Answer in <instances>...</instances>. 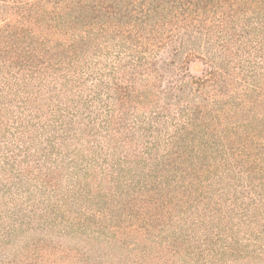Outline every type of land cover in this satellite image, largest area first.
<instances>
[{
    "label": "trees",
    "instance_id": "trees-1",
    "mask_svg": "<svg viewBox=\"0 0 264 264\" xmlns=\"http://www.w3.org/2000/svg\"><path fill=\"white\" fill-rule=\"evenodd\" d=\"M130 226L141 258L264 264V0H0V264Z\"/></svg>",
    "mask_w": 264,
    "mask_h": 264
},
{
    "label": "rangeland",
    "instance_id": "rangeland-1",
    "mask_svg": "<svg viewBox=\"0 0 264 264\" xmlns=\"http://www.w3.org/2000/svg\"><path fill=\"white\" fill-rule=\"evenodd\" d=\"M166 51V50H165ZM167 51L163 53V55L167 56ZM188 67L190 69V72L193 75L200 76L204 70H205V65L202 62V60L199 59H192L188 63ZM131 225V223L129 222ZM136 225V224H134ZM29 230V227H27L26 231H23L21 236H25V233ZM42 230L43 233L49 230L48 227H45V229H39ZM128 235H123L120 234V238H118L116 241L113 240L112 238V233H109L108 230H102L99 231V233L95 234V239L89 240L86 239L87 235L90 234H75L78 235L79 239L76 237L72 236L71 233L62 236L63 243H71V245L79 243L78 240L81 243V249L80 252L77 250H74L73 253H82L85 252L87 253L84 258L91 257L90 258V263L89 264H134L133 260L137 261L139 258H141L140 252L137 250L131 251L130 248L123 247L124 245V240L127 238L131 241H139L145 236V234L141 232H135L133 226L128 227L127 229ZM133 231V232H132ZM55 236V234H53ZM77 239V241L73 238ZM81 238V239H80ZM85 238V239H84ZM56 239H58L56 237ZM62 242L61 240H59ZM58 242V241H57ZM59 242V243H60ZM157 253L161 254L163 256V259L157 260L153 259ZM1 255V254H0ZM47 255L50 257V253H47ZM147 256H144L141 258L145 263L147 264H175L173 263L174 260H176L178 257L168 255L164 252L158 251V249H152L151 254L146 252ZM198 255V253H197ZM92 256L98 257L97 259H101L102 262H98L96 259H92ZM79 257L83 258V255L79 254ZM74 261H77V258H73ZM168 260V262H164V260ZM178 264H182V262L179 260ZM197 264H203L202 261H197Z\"/></svg>",
    "mask_w": 264,
    "mask_h": 264
}]
</instances>
